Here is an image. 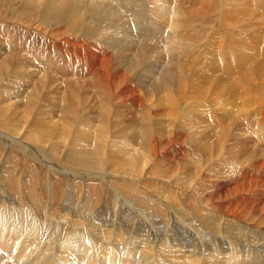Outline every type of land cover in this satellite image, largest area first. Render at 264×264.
I'll use <instances>...</instances> for the list:
<instances>
[{
  "label": "rangeland",
  "instance_id": "obj_1",
  "mask_svg": "<svg viewBox=\"0 0 264 264\" xmlns=\"http://www.w3.org/2000/svg\"><path fill=\"white\" fill-rule=\"evenodd\" d=\"M55 1L54 0L53 1L52 0H0V27L2 26L0 28V61H1L0 62L1 63L0 64V67H1L0 68V81H2L0 82V102H2L0 103V107H1L0 108L1 109L0 111V117H1L0 118V181H1L0 187L5 189L4 193L7 196L9 195V196L15 197L17 200L16 202H18V200L19 202L20 201L26 202V200L32 197L33 198L37 197L38 200H42V203L45 205L41 206L40 213L42 214L41 217L44 220L46 219L48 220V217L50 218L47 212V206H48L49 201H51L52 198L54 199V201L52 202V207L54 206L53 207L54 210L58 212V214H56L57 220H60L61 222L63 221L61 216L66 213L69 214L70 212V213H74V215L75 214L77 215L79 212V207L82 206V204L85 205L86 203H88L89 206L88 208L87 207L86 208L93 212L104 207L108 216H111L113 219L118 218V217L122 219L123 226L127 227L129 235L131 234L130 236H133L132 234L135 232V230L137 229L140 223H142L147 229L157 230L160 233V237H161V238L159 237L160 238L159 245L162 244V239L167 238L169 234L172 235L173 233V235L176 236L179 233L183 234L184 231H187V229L188 231L192 232L193 230L192 228H190L187 221L188 219L190 218L192 219L196 216L197 211L200 210V205H201L207 210L209 211L213 210V213L215 212L214 216L218 218L212 219V220L211 218L209 219L210 222L214 223V225H218V222H220V219H219L220 217L224 219L222 221V224L225 221H229V224H231L230 226L233 227V230H232L231 227H228L229 225H225L224 223L223 226L224 227L226 226L225 228L226 231H222L223 230L222 227H221V230L218 229V231H215L212 227H209V226L205 228L206 230L204 231L215 233L216 236H218V234L221 233L219 234L218 237L219 239L223 237L222 239L225 243H232V241H236V242L238 241L237 243L239 245V248L243 251H246V252L252 251L251 252L252 254H257L258 252V254L256 255V258L258 256L260 259L259 258L257 259H259L264 264V223H260L261 221L264 222V165H263L264 164V134H261L258 131L259 129H264V75H263L264 74V15H263L264 14V0L262 1L261 0H248V1L247 0H241V1L240 0H219V1L218 0H177V1L176 0H139L138 1L137 0L138 3L136 2V0H134V2L137 3L136 4L137 7L134 6L135 3H133V0H120V2L122 1L121 3L118 2L119 0H117V2L116 0H105V1L101 0V2L100 0H96V1L95 0H80V1L71 0V3L69 2L70 0H66L64 1L65 4L63 5H59V3H56ZM59 1L60 0H57V2ZM239 1L242 2L243 4L247 2L248 5H246V3L244 5L242 3L240 4ZM45 2L49 3L50 5L52 4L53 7L52 5L51 6L49 4L47 5V3ZM127 2H129L130 4H127ZM54 3H56L57 6H55ZM250 4L251 6H249ZM238 5L240 6V8L238 7ZM246 6H247V9H249L247 11H246ZM57 7L58 8L61 7L60 8L61 11ZM67 7H68V10L66 9ZM81 7L83 8V10H81ZM161 7H163L165 11L164 10L161 11L163 9ZM178 7L179 9L181 8L180 11H183L182 13L179 12V10L177 9ZM135 8L138 11L135 10ZM259 9L261 10V12ZM105 10H107L108 12ZM139 11H141L142 13ZM202 11L204 12V14ZM254 11H259V13L254 12ZM242 12L244 13L242 14ZM79 13L81 14L78 15ZM138 13L141 15H139ZM72 14L74 15L72 16ZM250 14L252 15L253 18L251 17ZM87 15H89L90 17ZM121 15L124 18H122ZM170 15L172 18H169ZM69 16H71L73 19ZM83 17L84 19L86 17L87 18L84 20ZM247 17H249V19ZM259 18L263 21H261ZM74 19L76 21H74ZM166 19L167 20L173 19V20L172 21L168 20L166 22ZM174 19L175 21L178 22L177 24L174 21ZM129 20L130 21L136 20L135 21L136 23L133 21H132V24L130 22L128 23ZM154 20H156L155 23H154ZM81 21L83 23H81ZM76 22H77V25L74 24ZM119 22L120 24H118ZM45 23H47V25ZM90 23H91V26H90ZM173 23H175L176 26L170 27V24L172 25ZM96 25L98 28H95ZM163 26L164 28H161ZM142 27H144L145 30L142 29ZM146 27L147 28L149 27V28L147 29ZM130 28L133 31L137 30V32L135 31L133 32ZM129 29L131 31H129ZM140 30L142 31L140 32ZM165 30L167 32H165ZM143 31H145L146 33L145 32L143 33ZM148 31L150 32L148 33ZM173 31L175 32V34ZM112 32L114 33V35ZM115 32H118V33H115ZM171 32H173V34H170ZM152 33L154 35H151ZM158 33H160V35H157ZM258 33L260 35H258ZM8 34L9 36H7ZM106 35H108L109 37ZM103 36L104 37L106 36V37L102 38ZM118 37L121 39H119ZM167 37H169V39ZM170 37L173 39H171ZM107 38H109L110 40ZM174 38L175 40L177 39L180 43H181V40L184 42L181 44L182 48H180L181 47L180 43H177L178 42L177 40L176 42L174 41ZM170 41L174 42L173 44L177 43L175 44V47H174L175 49L178 45L180 46V47L178 46L176 49L177 53L176 51L173 52L175 49L173 48L172 42ZM132 43L133 45H131ZM149 43L153 45L154 47L151 46ZM114 45H117V46H114ZM127 45L130 48H128ZM167 45L168 47L169 46L170 47L168 48ZM113 48H114V51H112ZM124 48L125 49L128 48V49L124 51ZM150 50H151V53H150ZM131 51L133 52L137 51L136 56H137V59L139 60L136 59V56L134 55L135 53L133 54V52L131 53ZM139 51L141 52V54L139 53ZM113 52L115 53L113 54ZM148 52L150 53V55ZM123 53H125V55ZM142 54L144 57L142 56ZM255 56H257V58ZM117 57L119 58L117 59ZM131 57L132 59H129ZM155 58L158 60H156ZM166 58L167 60L164 61V59ZM261 59L263 61H261ZM130 61L131 63H129ZM150 61H151L150 63L151 65L149 64ZM233 61H236V62H233ZM134 62L135 63L137 62L138 64L137 63L135 64ZM125 63H128V64H125ZM153 63L154 65H152ZM156 63H157V66H156ZM145 64L150 65V66H146ZM162 64L164 66H162ZM173 64H176V65L174 66ZM227 64L229 67L227 66ZM102 65H103V68H102ZM107 65H109V68ZM97 66L98 67L101 66V67L98 68ZM105 66H107V68L111 71H109ZM153 66H154V69H153ZM181 66H184V67H181ZM100 68H102L101 71H100ZM131 68H134V69H131ZM146 68L147 69L150 68V69L147 70ZM106 69L107 71H105ZM112 69L115 70L116 72H114ZM144 69L147 71H144ZM151 69H152V72H151ZM46 70H48L49 72ZM22 71L23 73H21ZM144 72L145 73L147 72V74H145ZM172 72L174 73V75ZM154 73L156 75L158 74L157 75L158 79H156V76ZM87 74L89 77L87 76ZM122 74H123V78H122ZM92 75L94 76L93 79H92L93 77ZM151 75L153 79H151L152 77L150 78ZM252 75L255 76L256 78L253 77ZM115 76L117 78L119 77L118 80L117 78H115ZM50 78H53V80L52 79L50 80ZM67 79H71V80H67ZM101 79L106 81V84ZM122 79H123L122 81L123 83L121 82ZM143 79L145 80L147 79V80L145 82L143 81V83L140 82ZM57 80L60 81L59 84L58 82H54ZM82 80L84 81L82 82ZM151 80L153 81V83ZM64 82L69 83V85ZM154 82H155V85H154ZM55 84L56 85L58 84V85L56 86ZM166 84L168 86H166ZM208 84L211 85L212 87L209 86ZM116 85L117 86L119 85L121 88L119 86L117 87ZM1 86L3 89L1 88ZM98 86L100 87L98 88ZM145 86L148 89H145ZM152 86H153V89L151 88ZM198 86L202 88L200 89ZM208 87H211V88H208ZM92 88L94 89V92L92 91L93 90ZM197 88L200 89V91L196 90ZM34 89H35V92H34ZM88 89H91V90H88ZM99 89L101 92L99 91ZM106 89L108 91L112 90V91H109V92H112V94L109 93L110 94L109 95L108 93H105L107 91ZM190 89H193L195 91L194 92L193 90L190 91ZM234 90H236V92ZM131 92H134V94L133 93H132L133 95L130 94ZM232 92L234 93L232 94ZM59 93L61 95H59ZM114 93H116V95ZM104 94L106 95L104 96ZM176 94L177 96H175ZM28 95L29 96L31 95V97H29ZM64 95L67 97H65ZM71 95L73 96V101L72 99L71 100L68 99L69 97L72 98ZM197 95L198 97H200L199 99ZM108 96H110V98H107ZM112 96L113 97L115 96V97L113 98ZM195 96L197 98H194ZM84 97H85V100H84ZM172 97H173V100H172ZM74 99H77V101ZM136 99H139V100H136ZM83 100L84 102H82ZM4 101L5 103L8 102L6 106H5V103H3ZM102 101L104 102L106 101L105 102L106 104L103 103ZM9 102L15 105L10 104L11 106H9ZM70 102L74 104L71 103V106H70ZM35 103H37V105H35ZM66 103H68V105H65ZM115 104L116 106H114ZM145 104H147V106ZM88 105H90L91 107H89ZM16 107L19 109H17ZM71 107H73L72 110H69L71 109ZM41 108H43V111H41L42 110ZM86 108H88L89 111ZM104 109L106 110L104 111ZM13 111L15 112L14 114H13ZM5 112L6 113L8 112L10 114L7 113L8 114L7 115ZM105 112L107 113V115L100 114V113H105ZM142 114H144L143 120L145 119L147 120V121L145 120L146 123L145 121L141 119V117L143 116ZM148 114L150 115L147 116ZM19 116H21L22 118ZM25 116H28V117H25ZM102 116H105L106 121L104 120V118H102ZM84 118H85V121H81V120H84ZM57 119L59 120L57 121ZM149 119L150 121H148ZM9 121L11 124L8 123ZM71 121L75 122V124ZM81 122L83 123V126H80ZM112 122H114L115 124L113 125ZM201 122H204V123H201ZM97 123L98 124L101 123V125H98ZM29 124L31 125L32 128L30 127ZM104 124H106V127ZM107 124L110 125V127H108ZM64 125L67 127H65ZM68 125L70 126L73 125V127H70ZM94 125H96L97 127H94ZM144 125L145 126L147 125L146 127H151V128H149L148 130L146 127H144ZM1 126H2V130H1ZM10 126L13 128H11ZM33 126L36 128V129L34 128L35 131L32 130ZM84 126L87 128V131ZM101 126L103 127L101 128ZM114 126L118 129L114 128ZM218 127H219V130H218ZM41 128L44 129V132ZM88 128H90V131L88 130ZM100 128L104 130V134L102 135L103 138L101 136H99L100 138L99 137L97 138L98 135H96L95 137V134H94L95 131L97 132V130H101ZM113 128L117 131L118 130L120 131H118L117 133V131L115 132ZM222 128L224 131L221 130ZM40 129L42 131H40ZM138 130L141 135L138 133ZM150 131L153 133L151 134ZM156 131L159 133V135L156 134L157 133ZM32 132H35L33 134L35 135V137H39L40 141L37 142V139L34 136H32L33 135ZM217 132H220L221 134ZM42 133L44 135L46 134L48 137L46 135L44 136ZM6 135L8 137H6ZM29 135L31 136V138L32 137L33 138L31 139ZM65 135L67 136L69 135L68 136L69 138ZM113 135L116 137H114ZM153 135L154 137H156L155 140H154V137L152 140L151 136ZM195 135L197 136L194 137ZM223 135H225L227 138L225 136L224 138ZM58 136H61V137H58ZM82 136H85V138ZM204 136L206 139L204 138ZM18 137H22L24 140L27 139L28 137L30 140H35L33 144L32 142H30V144H32L35 147L36 145L37 147L39 146L40 148L38 147V149L43 151L45 155L47 154V156L45 157H47V160H49V162L48 161L44 162L43 160H40L39 158L36 159V157L30 156L28 153H26L20 146L16 144ZM93 137L95 138V140ZM210 137L212 138L210 139ZM235 137L239 138V140L236 139ZM74 138H78V139L83 138L82 140L84 139L85 140L82 141L81 139H79L80 140V143H79L77 139L76 140L77 143H76ZM104 138H107V141ZM110 138H113L112 139L113 141ZM222 138L224 139L223 141H222ZM149 139L150 141H148ZM229 139H231L232 141ZM109 140H111L112 142H110ZM126 140L129 141L130 145L132 146H130L128 142H126ZM49 141L50 143H48ZM93 141H95V143ZM108 141L111 144L115 142L116 143L111 145ZM101 142L103 145L101 144ZM125 142L127 144H125ZM219 142L221 143V145ZM81 143L84 145L81 146ZM106 143L107 144L109 143L108 146ZM123 143L125 144V147L128 145L127 147L129 148L128 151L131 148V150L129 151V154H126V155L122 154L121 150H123L122 148L124 147ZM133 144H136V145H133ZM211 144H213L212 147H211ZM216 144L218 145V147ZM78 145H80V147ZM109 145H111L112 147ZM114 145L116 146L114 147ZM157 145L158 147H156ZM219 146L221 148H219ZM260 146H262V148ZM125 147H124V150H127V148L125 149ZM235 147H236V150H235ZM71 148L73 149V151H71ZM113 148L116 150H114ZM225 149H227V151ZM74 150L75 151L78 150V151L75 152ZM119 150L121 153H119ZM149 150L151 152L152 151L154 152L151 153ZM157 151L160 153H158ZM207 151H209L211 154L207 153ZM91 153L93 154L95 153V154L91 155ZM96 154H99V155H96ZM206 155L208 158L206 157ZM93 156L96 158L98 157V158L97 159L93 158ZM142 156H145L147 158H144ZM123 157H126L127 159ZM140 157L142 160L140 159ZM210 157H212V159ZM113 158H116V159H113ZM145 160L146 161L151 160V162L147 163ZM83 162L86 164H84ZM122 163L123 165L125 164L126 167L123 166ZM146 163L149 164L150 166L147 165ZM130 164L132 166H130ZM198 164H200L201 166ZM58 165H60L59 168H58ZM131 167L133 168L131 169ZM190 167H192L193 169ZM177 168H179L180 170ZM165 170L167 171L165 172ZM175 170H178V172ZM72 171L73 172L76 171V173L75 172L73 173ZM161 173L163 175L159 176ZM189 173L190 175L191 174L193 175L191 176L192 178L190 177ZM193 177L195 178L193 179ZM187 178L189 182L187 181ZM9 184L10 185L12 184V185L10 186ZM13 185H14V188L12 187ZM132 197L133 199H131ZM201 197H202V201L200 199ZM206 198L207 200L208 199L210 200L205 201ZM129 199L130 201L128 202ZM196 203L198 206L195 205ZM198 203H201V204H198ZM173 204L177 206L175 207L173 206ZM214 205H216V207ZM178 207L179 209H177ZM152 210L153 212H151ZM175 210L178 212H176ZM76 215L75 217L77 218ZM242 215L243 217H241ZM173 217L177 218V223L171 225V221L173 220ZM70 222H72L71 225L73 226L74 221L70 219ZM64 224H65V220H64ZM247 227L249 228L247 229ZM227 230H230L233 233H231L230 231L228 232ZM242 230H245V231H242ZM252 232L254 234H252ZM225 233L227 234V237H224L226 236L224 235ZM245 234H246V237H244ZM250 234L254 236L251 237ZM228 237H230L229 238L230 241L225 240ZM231 238L233 239L232 241H231ZM212 239L209 241H212L211 243H214V240ZM212 247L214 248L215 245H213ZM247 247L248 248L250 247V248L248 249ZM139 249H142V248L139 247ZM242 258L244 257L242 256ZM173 261L174 262L177 261V263H179L181 262V259L178 260V258H175V257L173 258L171 256V258H166L165 262H168V263L172 262L171 264H174Z\"/></svg>",
  "mask_w": 264,
  "mask_h": 264
},
{
  "label": "bare ground",
  "instance_id": "obj_2",
  "mask_svg": "<svg viewBox=\"0 0 264 264\" xmlns=\"http://www.w3.org/2000/svg\"><path fill=\"white\" fill-rule=\"evenodd\" d=\"M53 1V0H52ZM55 1V0H54ZM64 1H66V0H60L59 2H57V0L55 1L56 3H59V5H63V4H65V2ZM80 1V0H79ZM96 1V0H95ZM103 1V0H102ZM105 1V0H104ZM139 1V0H138ZM138 1L136 0V2L138 3ZM177 1V0H176ZM219 1V0H218ZM241 1V0H240ZM239 1V2H240ZM248 1V0H247ZM262 1V0H261ZM51 2V1H50ZM70 3H71V0L69 1ZM100 2H101V0H100ZM116 2H117V0H116ZM118 2H120V0L118 1ZM122 2V1H121ZM120 2V3H121ZM141 2V1H140ZM155 2V1H154ZM171 2V1H170ZM174 2V1H173ZM173 2H172V4H173ZM210 2V1H209ZM230 2V1H229ZM30 3V2H29ZM35 3V2H34ZM39 3V2H38ZM45 3H47V2H45ZM56 3H54V5L55 6H57L56 5ZM97 3V2H96ZM106 3V2H105ZM108 3V2H107ZM111 3V2H110ZM120 3H119V5H120ZM133 3H135L134 2V0H133ZM137 3H135V5L134 4H132V5H134V6H136L137 7ZM143 3H145V2H143ZM175 3V2H174ZM231 3H232V1H231ZM242 2H240V4H241ZM246 3V5H248L247 4V2H245ZM244 3V4H245ZM28 4V3H27ZM49 3H47V5H48ZM82 4V3H81ZM89 4V3H88ZM100 4V3H99ZM127 4H130L129 2H127ZM141 4V3H140ZM155 4V3H154ZM160 4V3H159ZM171 4V5H172ZM205 4V3H204ZM235 4V3H234ZM243 4V3H242ZM243 4V5H244ZM34 5V4H33ZM37 5V4H36ZM50 5V4H49ZM52 5V4H51ZM50 5V6H51ZM87 5V4H86ZM115 5H116V3H115ZM118 5V4H117ZM132 5H130V6H132ZM145 5H147V4H145ZM148 5H149V3H148ZM207 5V4H206ZM230 5V4H229ZM40 6V5H39ZM44 6V5H43ZM97 6V5H96ZM124 6V5H123ZM163 6H165V5H163ZM174 6V5H173ZM200 6V5H199ZM208 6V5H207ZM213 6V5H212ZM234 6V5H233ZM242 6V5H241ZM249 6H251V4L249 5ZM38 7V6H37ZM42 7V6H41ZM52 7H53V5H52ZM51 7V8H52ZM62 7V6H61ZM60 7V8H61ZM66 7V6H65ZM76 7V6H75ZM74 7V8H75ZM119 7V6H118ZM122 7V6H121ZM128 7V6H127ZM149 7H150V5H149ZM153 7V6H152ZM183 7V6H182ZM238 7L240 8V6L238 5ZM259 7V6H258ZM58 8V7H57ZM60 8H58V9H60ZM70 8V7H69ZM71 8H72V6H71ZM78 8H79V6H78ZM85 8V7H84ZM106 8V7H105ZM125 8V7H124ZM129 8V7H128ZM139 8V7H138ZM141 8V7H140ZM145 8H147V7H145ZM154 8H156V7H154ZM153 8V9H154ZM160 8V7H159ZM161 8H163V7H161ZM172 8V7H171ZM175 8V7H174ZM198 8V7H197ZM209 8V7H208ZM213 8V7H212ZM237 8V7H236ZM23 9V8H22ZM67 10H68V7L66 8ZM96 9V8H95ZM178 10H179V12H183V11H180V9H179V7L177 8ZM176 9V10H177ZM189 9V8H188ZM191 9V8H190ZM254 9V8H253ZM21 10V9H20ZM25 10V9H24ZM24 10H23V12H24ZM41 10V9H40ZM45 10H46V8H45ZM54 10V9H53ZM65 10V9H64ZM74 10H76V9H74ZM73 10V11H74ZM81 10H83V8L81 7ZM80 10V11H81ZM85 10V9H84ZM135 10H137L136 8H135ZM142 10V9H141ZM147 10V9H146ZM151 10V9H150ZM165 11V9L163 8L161 11ZM167 10V9H166ZM176 10H174V11H176ZM177 10V11H178ZM183 10V9H182ZM201 10V9H200ZM203 10V9H202ZM212 10H214V9H212ZM231 10V9H230ZM243 10V9H242ZM247 10H249V9H247V6H246V11ZM257 10V9H256ZM260 10V9H259ZM60 11H61V9H60ZM79 11V10H78ZM103 11V10H102ZM105 11H107V10H105ZM109 11H110V9H109ZM138 11V10H137ZM148 11V10H147ZM190 11H192V10H190ZM195 11V10H194ZM244 11H245V9H244ZM253 11V10H252ZM28 12V11H27ZM72 12V11H71ZM86 12V11H85ZM93 12V11H92ZM108 12V11H107ZM106 12V13H107ZM117 12V11H116ZM115 12V13H116ZM128 12H129V10H128ZM127 12V13H128ZM139 12H141V11H139ZM149 12V11H148ZM203 12V11H202ZM254 12H258L259 13V11H254ZM260 12H261V10H260ZM64 13V12H63ZM94 13H96V12H94ZM111 13V12H110ZM120 13H122V12H120ZM142 13V12H141ZM145 13V12H144ZM151 13V12H150ZM172 13H173V11H172ZM200 13V12H199ZM244 12H242V14H243ZM81 13H79L78 15H80ZM87 14V13H86ZM104 14V13H103ZM108 14V13H107ZM137 14V13H136ZM139 14V13H138ZM154 14V13H153ZM152 14V15H153ZM156 14H157V12H156ZM170 14V13H169ZM180 14V13H179ZM185 14V13H184ZM187 14V13H186ZM203 14H204V12H203ZM257 14V13H256ZM43 15V14H42ZM74 14H72V16H73ZM77 15V14H76ZM131 15H133V14H131ZM139 15H141V14H139ZM152 15H150V16H152ZM164 15V14H163ZM194 15H195V13H194ZM198 15V14H197ZM224 15V14H223ZM251 15V14H250ZM264 15V14H263ZM63 16V15H62ZM61 16V17H62ZM82 16V15H81ZM87 16H89V15H87ZM136 16V15H135ZM134 16V17H135ZM175 16V15H174ZM177 16H178V14H177ZM210 16V15H209ZM242 16H244V15H242ZM248 16V15H247ZM262 16V15H261ZM42 17V16H41ZM58 17V16H57ZM64 17V16H63ZM69 17H71V16H69ZM77 17V16H76ZM80 17V16H79ZM90 17V16H89ZM104 17V16H103ZM121 17H122V15H121ZM143 17H144V15H143ZM146 17V16H145ZM161 17V16H160ZM164 17V16H163ZM169 17V16H168ZM176 17V16H175ZM174 17V18H175ZM182 17V16H181ZM208 17V16H207ZM226 17V16H225ZM236 17V16H235ZM251 17H252V15H251ZM259 17V16H258ZM72 18V17H71ZM87 18V17H86ZM85 18V19H86ZM111 18V17H110ZM122 18H124V17H122ZM131 18V17H130ZM129 18V19H130ZM139 18V17H138ZM147 18H149V17H147ZM150 18H152V17H150ZM154 18V17H153ZM157 18V17H156ZM169 18H172L171 17V15H170V17ZM179 18V17H178ZM177 18V19H178ZM184 18V17H183ZM244 18V17H243ZM246 18V17H245ZM248 19H249V17H247ZM253 18V17H252ZM46 19V18H45ZM59 19H61V18H59ZM73 19V18H72ZM77 19V18H76ZM82 19V18H81ZM83 19H84V17H83ZM84 19V20H85ZM101 19V18H100ZM105 19V18H104ZM107 19H108V17H107ZM242 19V18H241ZM260 19V18H259ZM67 20V19H66ZM80 20V19H79ZM83 20V21H84ZM97 20V19H96ZM99 20V19H98ZM146 20V19H145ZM161 20V19H160ZM164 20H165V18H164ZM169 20V19H168ZM167 19H166V22L168 21ZM173 20V19H172ZM172 20H169V21H172ZM245 20V19H244ZM254 20V19H253ZM261 20V19H260ZM46 21V20H45ZM44 21V22H45ZM74 21H76L75 19H74ZM73 21V22H74ZM95 21V20H94ZM119 21V20H118ZM126 21V20H125ZM133 21V20H132ZM132 21H128V23L130 22L131 24H132ZM136 21V20H135ZM135 21H133V22H135ZM148 21V20H147ZM155 21L156 20H154V23H155ZM174 21H175V19H174ZM180 21V20H179ZM182 21V20H181ZM261 21H263V20H261ZM43 22V23H44ZM47 22V21H46ZM70 22V21H69ZM72 22V21H71ZM96 22V21H95ZM127 22V21H126ZM141 22V21H140ZM150 22V21H149ZM158 22H160V21H158ZM164 22V21H163ZM176 22V24L178 23L177 21H175ZM259 22V21H258ZM40 23V22H39ZM43 23H41V24H43ZM81 23H83L82 21H81ZM86 23V22H85ZM98 23V22H97ZM105 23V22H104ZM122 23H123V21H122ZM136 23V22H135ZM147 23V22H146ZM151 23V22H150ZM172 23V22H171ZM226 23V22H225ZM46 25H47V23H45ZM74 24H76L77 25V22L76 23H74ZM78 24H80V23H78ZM89 24V23H88ZM114 24V23H113ZM112 24V25H113ZM118 24H120V22L118 23ZM141 24V23H140ZM148 24V23H147ZM157 24V23H156ZM155 24V25H156ZM160 24V23H159ZM176 24L175 23H173L172 25L170 24V27L172 26H176ZM181 24V23H180ZM40 25V24H39ZM38 25V26H39ZM82 25V24H81ZM98 25V24H97ZM97 25H96V27L95 28H98L97 27ZM100 25H101V23H100ZM111 25V24H110ZM126 25V24H125ZM153 25V24H152ZM161 25V24H160ZM168 25V24H167ZM191 25V24H190ZM260 25V24H259ZM90 26H91V23H90ZM120 26V25H119ZM123 26H124V24H123ZM131 26V25H130ZM135 26V25H134ZM139 26V25H138ZM138 26H137V28H138ZM142 26H144V25H142ZM146 26V25H145ZM158 26V25H157ZM182 26V25H181ZM185 26V25H184ZM2 27V26H1ZM0 27V28H1ZM56 27V26H55ZM117 27V26H116ZM125 27H127V26H125ZM129 27V26H128ZM150 27V26H149ZM148 27V28H149ZM152 27V26H151ZM169 27V26H168ZM178 27V26H177ZM69 28V27H68ZM81 28V27H80ZM89 28V27H88ZM93 28V27H92ZM101 28V27H100ZM118 28V27H117ZM123 28V27H122ZM147 28V27H146ZM147 28V29H148ZM161 28H164V26L163 27H161ZM4 29V28H3ZM84 29V28H83ZM86 29V28H85ZM121 29V28H120ZM125 29V28H124ZM131 29V28H130ZM129 29V31H131ZM134 29V28H133ZM142 29H144V27H142ZM170 29V28H169ZM5 30V29H4ZM10 30V29H9ZM70 30V29H69ZM77 30V29H76ZM96 30V29H95ZM98 30V29H97ZM110 30V29H109ZM111 30H112V28H111ZM114 30H116V29H114ZM145 30V29H144ZM155 30V29H154ZM171 30V29H170ZM173 30H174V28H173ZM176 30H178V29H176ZM182 30V29H181ZM6 31V30H5ZM11 31V30H10ZM51 31V30H50ZM92 31V30H91ZM93 31H94V29H93ZM100 31V30H99ZM104 31V30H103ZM118 31V30H117ZM133 31V30H132ZM135 31V30H134ZM133 31V32H134ZM142 30H140V32H141ZM156 31H157V29H156ZM163 31V30H162ZM62 32V31H61ZM87 32V31H86ZM97 32V31H96ZM110 32V31H109ZM114 32V31H113ZM112 32V33H113ZM127 32V31H126ZM135 32H137V30L135 31ZM145 31H143V33H144ZM150 31H148V33H149ZM159 32V31H158ZM165 32H167L166 30H165ZM174 32V31H173ZM173 32H171L170 34H173ZM177 32V31H176ZM65 33V32H64ZM74 33V32H73ZM80 33V32H79ZM101 33V32H100ZM104 33V32H103ZM115 33H118V32H115ZM123 33V32H122ZM121 33V34H122ZM129 33H131V32H129ZM138 33H139V31H138ZM146 33V32H145ZM154 33V32H153ZM151 34V35H154V34ZM156 33V32H155ZM161 33V32H160ZM160 33H158L157 35H160ZM62 34V33H61ZM71 34H72V32H71ZM70 34V35H71ZM78 34V33H77ZM92 34V33H91ZM93 34H94V32H93ZM98 34H99V32H98ZM135 34V33H134ZM133 34V35H134ZM165 34V33H164ZM168 34V33H167ZM169 34V35H170ZM174 34H175V32H174ZM4 35H6V34H4ZM102 35V34H101ZM113 35H114V33H113ZM149 35V34H148ZM258 35H260L259 33H258ZM7 36H9V34L7 35ZM13 36V35H12ZM73 36V35H72ZM75 36H77V35H75ZM91 36V35H90ZM95 36V35H94ZM99 36H100V34H99ZM106 36H108V35H106ZM105 36V37H106ZM124 36V35H123ZM166 36V35H165ZM263 36V35H262ZM86 37V36H85ZM104 36L102 37V38H105ZM109 37V36H108ZM121 37V36H120ZM132 37V36H131ZM142 37V36H141ZM150 37V36H149ZM151 37H153V36H151ZM164 37V36H163ZM162 37V38H163ZM171 37H173V36H171ZM170 37V38H171ZM182 37V36H181ZM185 37V36H184ZM253 37V36H252ZM10 38V37H9ZM96 38V37H95ZM119 38V37H118ZM124 38V37H123ZM156 38V37H155ZM161 38V39H162ZM168 39H169V37H167ZM166 38V39H167ZM179 38V37H178ZM186 38H187V36H186ZM239 38V37H238ZM11 39V38H10ZM91 39V38H90ZM98 39H100V38H98ZM107 39H109V38H107ZM106 39V40H107ZM119 39H121V38H119ZM166 39H164V40H166ZM171 39H173V38H171ZM182 39V38H181ZM183 39H185V38H183ZM259 39V38H258ZM8 40V39H7ZM92 40V39H91ZM110 40V39H109ZM132 40V39H131ZM139 40V39H138ZM157 40V39H156ZM177 40V39H176ZM176 40H175V38H174V41L176 42ZM159 41V40H158ZM168 41V40H167ZM173 41V40H172ZM172 41H170V42H172ZM178 41V40H177ZM184 41H186V40H184ZM248 41V40H247ZM104 42V41H103ZM114 42V41H113ZM129 42V41H128ZM138 42V41H137ZM16 43H17V41H16ZM117 43V42H116ZM139 43V42H138ZM162 43V42H161ZM168 43V42H167ZM174 42H172V45H173V48L175 47V44H177V43H180L179 41L177 42V43H175V44H173ZM182 43H184L182 40H181V43H180V46H181V44ZM191 43V42H190ZM255 43V42H254ZM85 44V43H84ZM120 44V43H119ZM130 44V43H129ZM150 44V43H149ZM170 44V43H169ZM168 44V45H169ZM126 45V44H125ZM131 45H133V43L131 44ZM136 45V44H135ZM151 45V44H150ZM168 45H167V47H168ZM261 45V44H260ZM114 46H117V45H114ZM128 46V45H127ZM137 46V45H136ZM136 46H135V48H136ZM151 46H153V45H151ZM179 46V45H178ZM177 46V47H178ZM179 46V47H180ZM31 47V46H30ZM108 47H109V45H108ZM112 47V46H111ZM119 47V46H118ZM139 47V46H138ZM138 47H137V49H138ZM154 47V46H153ZM170 47V46H169ZM168 47V48H169ZM177 47H176V49H177ZM185 47H187V46H185ZM25 48V47H24ZM121 48V47H120ZM128 48H130L129 46H128ZM128 48H126V49H128ZM172 48V49H173ZM180 48H182V46L180 47ZM115 49H116V47H115ZM126 49L124 48V51H126ZM131 49H132V47H131ZM134 49V48H133ZM140 49V48H139ZM143 49V48H142ZM146 49V48H145ZM175 49V48H174ZM174 50L173 52H175L176 51V53H177V50ZM135 50V49H134ZM158 50H159V48H158ZM181 50V49H180ZM112 51H114V48H113V50ZM149 51V50H148ZM166 51V50H165ZM170 51V50H169ZM178 51H179V49H178ZM133 51H131V53H132ZM143 52V51H142ZM115 52H113V54H114ZM135 53V54H134ZM137 51L136 52H133V54L136 56L137 54ZM139 53L141 54V52L139 51ZM138 53V54H139ZM147 53V52H146ZM149 53V52H148ZM150 53H151V50H150ZM150 53H149V55H150ZM180 53V52H179ZM259 53V52H258ZM124 55H125V53H123ZM163 54V53H162ZM161 54V55H162ZM13 55V54H12ZM128 55V54H127ZM145 55H147V54H145ZM175 55V54H174ZM7 56V55H6ZM11 56V55H10ZM132 56V55H131ZM142 56H143V54H142ZM160 56V55H159ZM163 56V55H162ZM180 56V55H179ZM9 57V56H8ZM7 57V58H8ZM17 57V56H16ZM20 57H22V56H20ZM144 57V56H143ZM153 57V56H152ZM156 57V56H155ZM165 57V56H164ZM256 58H257V56H255ZM11 58V57H10ZM19 58V57H18ZM25 58V57H24ZM116 58V57H115ZM119 57H117V59H118ZM139 58V57H138ZM160 58V57H159ZM231 58V57H230ZM240 58V57H239ZM243 58V57H242ZM253 58H254V56H253ZM28 59V58H27ZM121 59H123V58H121ZM129 59H132V57L131 58H129ZM136 59H137V56H136ZM156 59V58H155ZM48 60V59H47ZM46 60V61H47ZM102 60V59H101ZM105 60V59H104ZM115 60V59H114ZM113 60V61H114ZM120 60V59H119ZM137 60H139V59H137ZM156 60H158V59H156ZM165 60H167V58L166 59H164V61ZM170 60V59H169ZM260 60V59H259ZM103 61V60H102ZM121 61H123V60H121ZM129 61V60H128ZM132 61V60H131ZM131 61L129 62V63H131ZM134 61V60H133ZM256 61V60H255ZM261 61H263L262 59H261ZM1 62V61H0ZM7 62H8V60H7ZM14 62V61H13ZM22 62V61H21ZM106 62H107V60H106ZM126 62V61H125ZM141 62V61H140ZM155 62V61H154ZM176 62V61H175ZM233 62H236V61H233ZM48 63H50V62H48ZM121 63V62H120ZM135 63V62H134ZM137 63V62H136ZM135 63V64H136ZM151 63V61L149 62V64ZM165 63V62H164ZM172 63V62H171ZM185 63V62H184ZM227 63V62H226ZM263 63V62H262ZM1 64V63H0ZM8 64H10V63H8ZM101 64V63H100ZM113 64V63H112ZM125 64H128V63H125ZM138 64V63H137ZM167 64V63H166ZM187 64H188V62H187ZM239 64V63H238ZM5 65V64H4ZM104 65V64H103ZM103 65H102V68H103ZM122 65V64H121ZM146 65V64H145ZM144 65V66H145ZM151 65V64H150ZM150 65H146V66H150ZM152 65H154V63L152 64ZM161 65V64H160ZM174 66L176 65V64H173ZM178 65V64H177ZM240 65V64H239ZM108 66V68H109V65H107ZM107 66H105L106 68H107ZM123 66H124V64H123ZM128 66V65H127ZM126 66V67H127ZM156 66H157V63H156ZM162 66H164L163 64H162ZM169 66V65H168ZM225 66H226V64H225ZM227 66H228V64H227ZM98 67V66H97ZM99 67H101V66H99ZM98 67V68H99ZM119 67V66H118ZM181 67H184V66H181ZM212 67V66H211ZM229 67V66H228ZM1 68V67H0ZM11 68V67H10ZM16 68V67H15ZM15 68H13V69H15ZM24 68V67H23ZM48 68V67H47ZM66 68V67H65ZM102 68H100V71H101V69ZM107 68V69H108ZM110 68H112V67H110ZM125 68V67H124ZM144 68V67H143ZM152 68V67H151ZM157 68V67H156ZM164 68V67H163ZM178 68V67H177ZM180 68V67H179ZM243 68V67H242ZM44 69V68H43ZM105 69V68H104ZM107 69L105 70V71H107ZM131 69H134V68H131ZM147 69V68H146ZM148 69H150V68H148ZM147 69V70H148ZM153 69H154V66H153ZM160 69V68H159ZM21 70H22V68H21ZM97 70V69H96ZM109 70V69H108ZM113 70V69H112ZM119 70V69H118ZM117 70V71H118ZM147 70H145L144 69V71H147ZM177 70H179V69H177ZM187 70H188V68H187ZM13 71H15V70H13ZM43 71V70H42ZM46 71H48V70H46ZM59 71V70H58ZM109 71H111V70H109ZM114 72H116L115 70H113ZM122 71V70H121ZM143 71V70H142ZM154 71V70H153ZM174 71V70H173ZM199 71V70H198ZM234 71V70H233ZM49 72V71H48ZM52 72V71H51ZM129 72H131V71H129ZM151 72H152V69H151ZM192 72V71H191ZM195 72V71H194ZM2 73V72H1ZM4 73V72H3ZM10 73V72H9ZM13 73V72H12ZM21 73H23V71L21 72ZM73 73V72H72ZM82 73V72H81ZM108 73V72H107ZM107 73H105V74H107ZM112 73V72H111ZM121 73V72H120ZM134 73V72H133ZM145 73V72H144ZM144 73H142V74H144ZM169 73V72H168ZM173 73V72H172ZM202 73V72H201ZM232 73V72H231ZM234 73V72H233ZM250 73V72H249ZM45 74H46V72H45ZM51 74V73H50ZM54 74V73H53ZM105 74H103V75H105ZM137 74H139V73H137ZM141 74V73H140ZM145 74H147V72L145 73ZM149 74V73H148ZM155 74V73H154ZM159 74H161V73H159ZM166 74V73H165ZM203 74V73H202ZM248 74V73H247ZM246 74V75H247ZM33 75V74H32ZM37 75V74H36ZM71 75V74H70ZM74 75V74H73ZM75 75H77V74H75ZM81 75H83V74H81ZM109 75H110V73H109ZM150 75V74H149ZM158 75V74H157ZM157 75L155 74V76H156V79H158V77H157ZM173 75H174V73H173ZM197 75V74H196ZM204 75V74H203ZM257 75H258V73H257ZM264 75V74H263ZM31 76V75H30ZM46 76V75H45ZM53 76V75H52ZM87 76H88V74H87ZM93 76V75H92ZM102 76V75H101ZM143 76V75H142ZM141 76V77H142ZM206 76V75H205ZM214 76H215V74H214ZM242 76V75H241ZM253 76V75H252ZM74 77H76V76H74ZM89 77V76H88ZM98 77V76H97ZM105 77V76H104ZM108 77V76H107ZM114 77V76H113ZM124 77H126V76H124ZM144 77V76H143ZM152 77V75L150 76V78ZM181 77V76H180ZM210 77V76H209ZM218 77H219V75H218ZM243 77V76H242ZM253 77H255V76H253ZM2 78V77H1ZM16 78V77H15ZM22 78V77H21ZM20 78V79H21ZM33 78V77H32ZM47 78V77H46ZM82 78V77H81ZM91 78V77H90ZM94 78V76L92 77V79ZM96 78V77H95ZM106 78V77H105ZM109 78H110V76H109ZM112 78V77H111ZM115 78H117L116 76H115ZM119 78V77H118ZM118 78H117V80H118ZM122 78H123V74H122ZM224 78V77H223ZM229 78V77H228ZM227 78V79H228ZM256 78V77H255ZM12 79V78H11ZM18 79V78H17ZM53 80V78H50V80ZM91 79V80H92ZM100 79V78H99ZM137 79H138V77H137ZM151 79H153V77L151 78ZM203 79H204V77H203ZM236 79V78H235ZM234 79V80H235ZM241 79V78H240ZM250 79H252V78H250ZM60 80V79H59ZM59 80H57V81H54V82H58V84H59ZM64 80V79H63ZM67 80H71V79H67ZM72 80H74V79H72ZM77 80V79H76ZM101 80H103V79H101ZM147 80V79H146ZM145 79H143L142 81H140V82H142L143 83V81L145 82L146 81ZM209 80H211V79H209ZM42 81H43V79H42ZM66 81V80H65ZM81 81V80H80ZM84 80H82V82H83ZM95 81H96V79H95ZM104 81V80H103ZM107 81H109V80H107ZM123 81V79L121 80V82ZM152 81V80H151ZM155 81V80H154ZM174 81V80H173ZM179 81V80H178ZM199 81V80H198ZM217 81H219V80H217ZM262 81V80H261ZM0 82H2V81H0ZM36 82V81H35ZM46 82V81H45ZM68 82V81H67ZM67 82H64V83H67ZM76 82V81H75ZM98 82H100V81H98ZM105 82V84H106V81H104ZM118 82V81H117ZM158 82V81H157ZM181 82V81H180ZM214 82V81H213ZM71 83V82H70ZM91 83H93V82H91ZM90 83V84H91ZM97 83V82H96ZM95 83V84H96ZM108 83V82H107ZM123 83V82H122ZM142 83H141V85H142ZM150 83V82H149ZM149 83H147V84H149ZM152 83H153V81H152ZM176 83V82H175ZM193 83V82H192ZM196 83V82H195ZM10 84V83H9ZM8 84V85H9ZM43 84V83H42ZM57 84V85H58ZM68 85H69V83H67ZM75 84V83H74ZM77 84V83H76ZM99 84V83H98ZM102 84V83H101ZM104 84V85H105ZM121 84V83H120ZM206 84V83H205ZM209 84H210V82H209ZM208 84V85H209ZM214 84V83H213ZM256 84V83H255ZM39 85V84H38ZM56 85V84H55ZM54 85V86H55ZM56 85V86H57ZM87 85V84H86ZM111 85V84H110ZM154 85H155V82H154ZM172 85H174V84H172ZM208 85H206V86H208ZM223 85V84H222ZM228 85V84H227ZM4 86V85H3ZM7 86V85H6ZM29 86V85H28ZM30 86H31V84H30ZM61 86V85H60ZM103 86V85H102ZM117 86V85H116ZM119 86V85H118ZM117 86V87H118ZM144 86V85H143ZM165 86V85H164ZM166 86H168L167 84H166ZM209 86H211V85H209ZM214 86V85H213ZM37 87V86H36ZM39 87V86H38ZM41 87V86H40ZM78 87V86H77ZM82 87H84V86H82ZM97 87V86H96ZM95 87V88H96ZM100 86H98V88H99ZM105 87V86H104ZM104 87H103V89H104ZM110 87V86H109ZM113 87V86H112ZM116 87V88H117ZM120 87V86H119ZM160 87V86H159ZM189 87V86H188ZM196 87V86H195ZM199 87V86H198ZM212 87V86H211ZM211 87H208V88H211ZM244 87V86H243ZM1 88H2V86H1ZM29 88V87H28ZM44 88V87H43ZM58 88H59V86H58ZM63 88V87H62ZM79 88V87H78ZM111 88V87H110ZM121 88V87H120ZM152 89H153V86L151 87ZM171 88V87H170ZM190 88V87H189ZM200 88V87H199ZM202 88V87H201ZM200 88V89H201ZM3 89V88H2ZM17 89V88H16ZM38 89H40V88H38ZM55 89V88H54ZM60 89H61V87H60ZM87 89V88H86ZM93 89V88H92ZM103 89H101V90H103ZM114 89V88H113ZM145 89H148V88H146V86H145ZM168 89V88H167ZM181 89V88H180ZM193 89H195V88H193ZM193 89H190V91H192ZM200 89H196V90H199L200 91ZM37 90V89H36ZM56 90V89H55ZM76 90H78V89H76ZM81 90V89H80ZM88 90H91V89H88ZM107 90V89H106ZM161 90V89H160ZM202 90H204V89H202ZM209 90V89H208ZM261 90V89H260ZM19 91V90H18ZM85 91V90H84ZM93 92H94V89L92 90ZM99 91H100V89H99ZM109 91H112V90H109ZM108 90L105 92V93H111L112 94V92H109ZM125 91V90H124ZM169 91V90H168ZM176 91V90H175ZM195 90H193V92H194ZM206 91H207V89H206ZM235 92H236V90H234ZM242 91V90H241ZM13 92V91H12ZM34 92H35V89H34ZM60 92V91H59ZM65 92V91H64ZM89 92V91H88ZM101 92V91H100ZM104 92V91H103ZM114 92V91H113ZM121 92V91H120ZM180 92H181V90H180ZM224 92V91H223ZM258 92V91H257ZM30 93V92H29ZM28 93V94H29ZM33 93V92H32ZM40 93V92H39ZM58 93V92H57ZM62 93V92H61ZM80 93V92H79ZM91 93V92H90ZM95 93H96V91H95ZM94 93V94H95ZM116 93H117V91H116ZM116 93H114L115 95H116ZM127 93H129V92H127ZM134 94V92H131L130 94ZM162 93V92H161ZM173 93V92H172ZM202 93V92H201ZM205 93V92H204ZM221 93V92H220ZM234 92H232V94H233ZM242 93V92H241ZM2 94V93H1ZM23 94V93H22ZM51 94V93H50ZM55 94V93H54ZM63 94V93H62ZM67 94V93H66ZM89 94V93H88ZM93 94V93H92ZM132 94V95H133ZM166 94V93H165ZM198 94V93H197ZM203 94V93H202ZM215 94V93H214ZM213 94V95H214ZM218 94V93H217ZM24 95V94H23ZM59 95H61L60 93H59ZM58 95V96H59ZM78 95V94H77ZM81 95V94H80ZM90 95V94H89ZM103 95V94H102ZM106 94H104V96H105ZM110 95V94H109ZM129 95V94H128ZM138 95V94H137ZM204 95V94H203ZM207 95V94H206ZM212 95V94H211ZM216 95V94H215ZM231 95V94H230ZM246 95V94H245ZM257 95V94H256ZM263 95V94H262ZM29 96V95H28ZM35 96V95H34ZM50 96V95H49ZM65 96V95H64ZM72 96V95H71ZM94 96V95H93ZM92 96V97H93ZM100 96H101V94H100ZM104 96H102V97H104ZM123 96V95H122ZM125 96H127V95H125ZM175 96H177V94L175 95ZM178 96H179V94H178ZM200 96H201V94H200ZM209 96V95H208ZM236 96H238V95H236ZM29 97H31V95L29 96ZM46 97V96H45ZM53 97V96H52ZM55 97V96H54ZM63 97V96H62ZM65 97H67V96H65ZM69 97V96H68ZM76 97V96H75ZM91 97V98H92ZM96 97V96H95ZM113 97V96H112ZM115 97V96H114ZM113 97V98H114ZM134 97V96H133ZM140 97V96H139ZM138 97V98H139ZM197 97H198V95H197ZM196 96L194 97V98H197ZM220 97V96H219ZM245 97V96H244ZM247 97V96H246ZM250 97V96H249ZM57 98V97H56ZM60 98V97H59ZM88 98V97H87ZM106 98V97H105ZM107 98H110V96H108ZM106 98V99H107ZM117 98V97H116ZM115 98V99H116ZM121 98V97H120ZM137 98V97H136ZM147 98H149V97H147ZM164 98V97H163ZM200 97H198V99H199ZM63 99V98H62ZM68 99H72V101H73V96H72V98H68ZM89 99V98H88ZM87 99V100H88ZM103 99V98H102ZM101 99V100H102ZM112 99V98H111ZM110 99V100H111ZM130 99V98H129ZM140 99V98H139ZM139 99H136V100H139ZM32 100V99H31ZM49 100V99H48ZM64 100H65V98H64ZM74 100H76L77 101V99H74ZM84 100H85V97H84ZM84 100L82 101V102H84ZM96 100H98V99H96ZM134 100V99H133ZM146 100V99H145ZM172 100H173V97H172ZM205 100V99H204ZM251 100V99H250ZM18 101V100H17ZM36 101V100H35ZM46 101V100H45ZM56 101V100H55ZM68 101V100H67ZM75 101V102H76ZM79 101V100H78ZM90 101V100H89ZM88 101V102H89ZM93 101V100H92ZM112 101V100H111ZM188 101V100H187ZM246 101H247V99H246ZM34 102V101H33ZM42 102H44V101H42ZM57 102V101H56ZM66 102V101H65ZM69 102V101H68ZM103 103H105L104 101H102ZM118 102V101H117ZM116 102V103H117ZM121 102V101H120ZM119 102V103H120ZM133 102V101H132ZM173 102V101H172ZM179 102H180V100H179ZM0 103H2V102H0ZM3 103H5V101L3 102ZM13 103V102H12ZM21 103V102H20ZM27 103V102H26ZM38 103V102H37ZM37 103H35V105H37ZM71 103L72 102H70V106H71ZM86 103V102H85ZM94 103V102H93ZM107 103H108V101H107ZM139 103V102H138ZM147 103V102H146ZM6 104H8V102H6L5 103V106H6ZM11 103L9 102V106H11V105H15V104H11ZM43 104V103H42ZM72 104H74V103H72ZM84 104V103H83ZM96 104V103H95ZM94 104V105H95ZM106 104V103H105ZM112 104H114V103H112ZM153 104V103H152ZM165 104V103H164ZM173 104V103H172ZM180 104V103H179ZM247 104V103H246ZM30 105V104H29ZM44 105V104H43ZM50 105H51V103H50ZM62 105V104H61ZM65 105H68V103H66ZM87 105V104H86ZM109 105V104H108ZM139 105V104H138ZM142 105V104H141ZM146 106H147V104H145ZM243 105V104H242ZM8 106V105H7ZM17 106V105H16ZM46 106V105H45ZM48 106V105H47ZM89 107H91L90 105H88ZM88 106H86V107H88ZM98 106V105H97ZM114 106H116V104L114 105ZM171 106V105H170ZM22 107V106H21ZM44 107V106H43ZM54 107V106H53ZM63 107V106H62ZM80 107V106H79ZM81 107H82V105H81ZM85 107V106H84ZM100 107V106H99ZM106 107V106H105ZM112 107V106H111ZM1 108V107H0ZM9 108V107H8ZM12 108H13V106H12ZM11 108V109H12ZM17 108V107H16ZM15 108V109H16ZM24 108V107H23ZM39 108V107H38ZM45 108V107H44ZM68 108V107H67ZM70 108V107H69ZM72 108L73 107H71V109H69V110H72ZM75 108V107H74ZM134 108V107H133ZM142 108V107H141ZM171 108V107H170ZM242 108H243V106H242ZM5 109V108H4ZM17 109H19V108H17ZM42 110L41 111H43V108H41ZM76 109V108H75ZM87 110H88V108H86ZM94 109V108H93ZM108 109H109V107H108ZM237 109H238V107H237ZM236 109V110H237ZM9 110V109H8ZM7 110V111H8ZM29 110V109H28ZM35 110V109H34ZM68 110V109H67ZM100 110V109H99ZM106 109H104V111H105ZM230 110V109H229ZM235 110V109H234ZM0 111H1V109H0ZM11 111V110H10ZM15 111V110H14ZM13 111V114L16 112H14ZM19 111V110H18ZM36 111V110H35ZM39 111V110H38ZM59 111V110H58ZM62 111V110H61ZM60 111V112H61ZM89 111V110H88ZM147 111V110H146ZM150 111H151V109H150ZM160 111V110H159ZM242 111H244V110H242ZM9 112V111H8ZM7 112V113H8ZM23 112V111H22ZM57 112V111H56ZM76 112V111H75ZM99 112V111H98ZM112 112V111H111ZM124 112V111H123ZM228 112V111H227ZM6 113V112H5ZM6 113V114H7ZM32 113V112H31ZM30 113V114H31ZM73 113V112H72ZM77 113V112H76ZM82 113V112H81ZM171 113V112H170ZM241 113V112H240ZM8 114H10V113H8ZM7 114V115H8ZM12 114V115H13ZM71 114V113H70ZM78 114V113H77ZM100 114H106L107 115V113L105 112V113H100ZM109 114V113H108ZM129 114V113H128ZM132 114V113H131ZM152 114V113H151ZM168 114H169V112H168ZM234 114V113H233ZM38 115V114H37ZM59 115V114H58ZM67 115V114H66ZM80 115V114H79ZM95 115V114H94ZM98 115V114H97ZM96 115V116H97ZM105 115V116H106ZM113 115H115V114H113ZM112 115V116H113ZM143 116L141 117V119L143 120V117H144V114H142ZM150 114H148L147 116H149ZM241 115V114H240ZM17 116V115H16ZM22 116V115H21ZM21 116H19V117H21ZM24 116V115H23ZM61 116V115H60ZM75 116V115H74ZM78 116V115H77ZM81 116V115H80ZM84 116V115H83ZM105 116H102V118H104V120L106 121V119H105ZM110 116V115H109ZM128 116V115H127ZM171 116V115H170ZM212 116V115H211ZM243 116V115H242ZM258 116V115H257ZM25 117H28V116H25ZM24 117V118H25ZM46 117V116H45ZM64 117V116H63ZM66 117V116H65ZM68 117V116H67ZM70 117V116H69ZM76 117V116H75ZM86 117V116H85ZM133 117V116H132ZM176 117V116H175ZM247 117V116H246ZM1 118V117H0ZM22 118V117H21ZM35 118H37V117H35ZM54 118V117H53ZM60 118H62V117H60ZM77 118V117H76ZM108 118V117H107ZM116 118V117H115ZM145 118H146V116H145ZM147 118H149V117H147ZM173 118V117H172ZM214 118V117H213ZM238 118V117H237ZM31 119V118H30ZM33 119V118H32ZM41 119V118H40ZM40 119H39V121H40ZM87 119V118H86ZM97 119H98V117H97ZM101 119V118H100ZM110 119V118H109ZM34 120V119H33ZM38 120V119H37ZM59 119H57V121H58ZM111 120V119H110ZM113 120H114V118H113ZM146 120V119H145ZM145 120H143V121H145ZM190 120V119H189ZM218 120V119H217ZM258 120V119H257ZM28 121V120H27ZM42 121V120H41ZM44 121V120H43ZM46 121V120H45ZM76 121V120H75ZM78 121H80V120H78ZM81 121H85V118H84V120H81ZM112 121V120H111ZM147 121V120H146ZM146 121H145V123H146ZM148 121H150V119L148 120ZM213 121H214V119H213ZM235 121V120H234ZM260 121V120H259ZM5 122H7V121H5ZM34 122V121H33ZM47 122V121H46ZM51 122V121H50ZM63 122V121H62ZM71 122H73V121H71ZM120 122V121H119ZM153 122V121H152ZM156 122V121H155ZM237 122H239V121H237ZM245 122V121H244ZM8 123H10V121L8 122ZM36 123V122H35ZM42 123V122H41ZM61 123V122H60ZM69 123V122H68ZM74 124H75V122H73ZM77 123V122H76ZM99 123V122H98ZM97 123V124H98ZM101 123H103V122H101ZM101 123L100 124H98V125H101ZM106 123H108V122H106ZM113 123V125L115 124L114 122H112ZM141 123V122H140ZM151 123V122H150ZM201 123H204V122H201ZM11 124V123H10ZM25 124V123H24ZM23 124V125H24ZM32 124V123H31ZM44 124V123H43ZM42 124V125H43ZM51 124V123H50ZM53 124V123H52ZM64 124V123H63ZM110 124V123H109ZM137 124V123H136ZM142 124V123H141ZM149 124V123H148ZM155 124V123H154ZM208 124V123H207ZM257 124V123H256ZM28 125V124H27ZM26 125V126H27ZM30 125V124H29ZM41 125V124H40ZM105 125V127H106V124H104ZM103 125V126H104ZM108 125V124H107ZM150 125V124H149ZM153 125V124H152ZM203 125V124H202ZM201 125V126H202ZM206 125V124H205ZM209 125V124H208ZM21 126V125H20ZM44 126V125H43ZM54 126V125H53ZM58 126V125H57ZM65 126V125H64ZM68 126H70V125H68ZM80 126H83V123L81 122V125ZM86 126V125H85ZM84 126V127H85ZM92 126V125H91ZM103 126H101V128L103 127ZM147 126V125H146ZM145 125H144V127H146ZM151 126V125H150ZM257 126V125H256ZM11 127V126H10ZM28 127V126H27ZM30 127H31V125H30ZM42 127V126H41ZM60 127V126H59ZM58 127V128H59ZM65 127H67V126H65ZM70 127H73V125H71ZM88 127H90V126H88ZM94 127H97L96 125H94ZM104 127V128H105ZM108 127H110V125H108ZM113 127V126H112ZM143 127V128H144ZM169 127H170V125H169ZM174 127V126H173ZM185 127V126H184ZM198 127V126H197ZM234 127V126H233ZM246 127V126H245ZM260 127V126H259ZM8 128V127H7ZM11 128H13V127H11ZM32 128V127H31ZM35 127L33 126V131H35V129H34ZM50 128V127H49ZM57 128V129H58ZM93 128V127H92ZM92 128H91V130H92ZM100 128V129H101ZM114 128H116L115 126H114ZM113 128V129H114ZM134 128V127H133ZM141 128V127H140ZM148 130H149V128H151V127H146ZM153 128V127H152ZM194 128V127H193ZM217 128V127H216ZM224 128V127H223ZM223 128L221 129V130H223ZM22 129V128H21ZM42 129V128H41ZM40 129V131H42L43 130V132H44V129H42L41 130ZM57 129H55V130H57ZM63 129V128H62ZM65 129H67V128H65ZM71 129V128H70ZM76 129V128H75ZM83 129V128H82ZM85 129H86V131H87V128L85 127ZM99 129V128H98ZM107 129V128H106ZM116 129H118V128H116ZM127 129V128H126ZM126 129H124V130H126ZM131 129H132V127H131ZM172 129V128H171ZM170 129V130H171ZM257 129V128H256ZM255 129V130H256ZM1 130H2V126H1ZM13 130V129H12ZM31 130V129H30ZM47 130V129H46ZM88 130L90 131V128H88ZM94 130H95V128H94ZM111 130V129H110ZM115 130V129H114ZM114 130H112V131H114ZM122 130V129H121ZM146 130V129H145ZM152 130V129H151ZM218 130H219V127H218ZM258 130V129H257ZM10 131V130H9ZM16 131V130H15ZM61 131V130H60ZM66 131V130H65ZM75 131V130H74ZM106 131V130H105ZM109 131V130H108ZM117 130H115V132H116ZM118 131H120V130H118ZM118 131H117V133H118ZM135 131V130H134ZM144 131V130H143ZM224 131V130H223ZM261 134H264V129H259L258 130ZM5 132V131H4ZM24 132V131H23ZM22 132V133H23ZM37 132H38V130H37ZM36 132V133H37ZM67 132V131H66ZM72 132V131H71ZM77 132V131H76ZM93 132V131H92ZM111 132V131H110ZM146 132H148V131H146ZM151 132V131H150ZM157 132V131H156ZM190 132V131H189ZM201 132V131H200ZM7 133V132H6ZM12 133H14V132H12ZM26 133V132H25ZM33 133H35V132H32V134ZM79 133V132H78ZM77 133V134H78ZM80 133H81V131H80ZM128 133V132H127ZM126 133V134H127ZM131 133H132V131H131ZM138 133H139V130H138ZM153 132H151V134H152ZM175 133V132H174ZM193 133V132H192ZM217 133H220V132H217ZM229 133V132H228ZM233 133V132H232ZM16 134V133H15ZM29 134V133H28ZM39 134H40V132H39ZM38 134V135H39ZM43 134V133H42ZM51 134V133H50ZM59 134V133H58ZM86 134V133H85ZM95 137H96V135H98L97 136V138L99 137V136H101L102 137V135L104 134V130L103 129H101V130H97V132L95 131ZM109 134V133H108ZM111 134V133H110ZM125 134V133H124ZM137 134V133H136ZM140 134V133H139ZM138 134V135H139ZM143 134V133H142ZM156 134H158L159 135V133L157 132ZM155 134V135H156ZM168 134H170V133H168ZM197 134V133H196ZM202 134V133H201ZM200 134V135H201ZM221 134V133H220ZM226 134V133H225ZM230 134V133H229ZM17 135V134H16ZM19 135V134H18ZM22 135V134H21ZM44 135V134H43ZM46 135V134H45ZM44 135V136H45ZM52 135V134H51ZM62 135H63V133H62ZM70 135V134H69ZM68 135V136H69ZM81 135H82V133H81ZM83 135H84V133H83ZM141 135V134H140ZM146 135V134H145ZM145 135H143V136H145ZM148 135V134H147ZM150 135V134H149ZM167 135V134H166ZM172 135V134H171ZM213 135H214V133H213ZM30 136V135H29ZM32 136H34L35 137V135L33 134ZM37 136V135H36ZM47 136V135H46ZM54 136V135H53ZM65 136H67V135H65ZM64 136V137H65ZM67 136V137H68ZM79 136V135H78ZM93 136V135H92ZM114 136V135H113ZM126 136H128V135H126ZM131 136H132V134H131ZM164 136V135H163ZM170 136V135H169ZM191 136V135H190ZM197 135H195L194 137H196ZM206 136H208V135H206ZM211 136V135H210ZM218 136V135H217ZM221 136V135H220ZM225 135H223V137H224ZM233 136V135H232ZM6 137H8L7 135H6ZM23 137V136H22ZM22 137H18L17 138V141H16V144L18 145V146H20L26 153H28L30 156H34V157H36V159L37 158H39L40 160H43L44 162L46 161H48L49 162V160H47V157H45V156H47V154L45 155L44 153H43V151H41L40 149H38V147H37V145H36V147L35 146H33L32 144L35 142V140H30L29 139V137L27 138V139H23ZM48 137V136H47ZM47 137H46V139H47ZM58 137H61V136H58ZM57 137V138H58ZM76 137V136H75ZM81 137V136H80ZM82 137H84L85 138V136H82ZM114 137H116V136H114ZM152 137V140H153V137H154V135L153 136H151ZM193 137V138H194ZM213 137V136H212ZM212 137H210V139L212 138ZM226 137V136H225ZM224 137V138H225ZM228 137H229V135H228ZM230 137H231V135H230ZM13 138V137H12ZM30 138H31V136H30ZM33 138V137H32ZM31 138V139H32ZM36 139H37V142L38 141H40V138L39 137H35ZM51 138V137H50ZM66 138V137H65ZM69 138V137H68ZM91 138V137H90ZM94 138V137H93ZM100 138V137H99ZM103 138V137H102ZM145 138V137H144ZM143 138V139H144ZM155 138L156 137H154V140H155ZM162 138V137H161ZM203 138V137H202ZM202 138H200V139H202ZM204 138H205V136H204ZM214 138V137H213ZM219 138H221V137H219ZM227 138V137H226ZM234 138V137H233ZM236 138V137H235ZM244 138V137H243ZM60 139V138H59ZM63 139V138H62ZM78 138H74V140L76 141ZM79 139H81V138H79ZM77 140V141H79V143H80V140ZM83 139V138H82ZM81 139V140H82ZM104 139H106V141H107V138H104ZM103 139V140H104ZM111 140L113 139V138H110ZM141 139V138H140ZM146 139V138H145ZM158 139V138H157ZM157 139H156V141H157ZM172 139V138H171ZM185 139V138H184ZM197 139H199V138H197ZM206 139V138H205ZM209 139V140H210ZM216 139V138H215ZM236 139H238L239 140V138H236ZM241 139V138H240ZM53 140V139H52ZM57 140V139H56ZM64 140H66V139H64ZM85 140V139H84ZM84 140H82V141H84ZM93 140V139H92ZM91 140V141H92ZM94 140H95V138H94ZM97 140V139H96ZM111 140H109L110 142H112ZM128 140V139H127ZM126 140V142H128V144L130 145V142L129 141H127ZM131 140V139H130ZM186 140V139H185ZM202 140H204V139H202ZM219 140H221V139H219ZM224 139L222 138V141H223ZM229 140H231V139H229ZM8 141V140H7ZM12 141V140H11ZM77 141H76V143H77ZM108 141V142H109ZM117 141V140H116ZM122 141V140H121ZM125 141V140H124ZM138 141V140H137ZM144 141V140H143ZM142 141V142H143ZM148 141H150V139L148 140ZM167 141V140H166ZM172 141V140H171ZM197 141V140H196ZM206 141V140H205ZM204 141V142H205ZM232 141V140H231ZM14 142V141H13ZM30 142H32V144H30ZM43 142V141H42ZM66 142V141H65ZM94 143H95V141H93ZM109 142V143H110ZM115 142V141H114ZM125 142V144H127ZM141 142V143H142ZM146 142H147V140H146ZM158 142H159V140H158ZM207 142V141H206ZM235 142V141H234ZM256 142V141H255ZM254 142V143H255ZM12 143V142H11ZM15 143V142H14ZM48 143H50V141L48 142ZM52 143V142H51ZM69 143V142H68ZM78 143V144H79ZM104 143V142H103ZM108 143V144H109ZM116 143V142H115ZM115 143H113V144H115ZM138 143V142H137ZM220 143V142H219ZM219 143H218V145H219ZM9 144V143H8ZM36 144V143H35ZM43 144H45V143H43ZM101 144H102V142H101ZM107 144V143H106ZM108 144H107V146H108ZM111 144V143H110ZM113 144H111V145H113ZM125 144L123 143V145H124V147H125ZM131 144H132V142H131ZM153 144V143H152ZM156 144V143H155ZM154 144V145H155ZM234 144V143H233ZM14 145V144H13ZM39 145V144H38ZM42 145V144H41ZM82 145H84V144H82L81 143V146ZM103 145V144H102ZM111 145H109V146H111ZM119 145V144H118ZM117 145V146H118ZM122 145V144H121ZM120 145V146H121ZM133 145H136V144H133ZM165 145V144H164ZM205 145V144H204ZM203 145V146H204ZM215 145V144H214ZM217 145V144H216ZM218 145H217V147H218ZM220 145H221V143H220ZM242 145V144H241ZM71 146H73V145H71ZM77 146V145H76ZM79 147H80V145H78ZM90 146V145H89ZM93 146V145H92ZM95 146H96V144H95ZM99 146V145H98ZM116 145H114V147H115ZM119 146V147H120ZM130 146H132V145H130ZM161 146V145H160ZM213 146V144H211V147ZM238 146V145H237ZM258 146V145H257ZM45 147V146H44ZM43 147V148H44ZM48 147V146H47ZM50 147V146H49ZM75 147V146H74ZM112 147V146H111ZM124 147L122 148L123 150H121L122 151V154L123 155H126V154H129V151L131 150V148H130V150L128 151V149L129 148H127L128 147V145L125 147V149L127 148V150H124ZM138 147V146H137ZM153 147V146H152ZM156 147H158V145L156 146ZM200 147V146H199ZM206 147H207V145H206ZM215 147V146H214ZM213 147V148H214ZM240 147V146H239ZM242 147V146H241ZM244 147V146H243ZM261 148H262V146H260ZM40 148V147H39ZM70 148V147H69ZM68 148V149H69ZM84 148V147H83ZM89 148V147H88ZM100 148V147H99ZM108 148V147H107ZM110 148V147H109ZM117 148V147H116ZM132 148H134V147H132ZM205 148V147H204ZM203 148V149H204ZM210 148V147H209ZM219 148H221L220 146H219ZM218 148V149H219ZM224 148H226V147H224ZM224 148H222V149H224ZM87 149V148H86ZM92 149V148H91ZM96 149V148H95ZM114 149V148H113ZM112 149V150H113ZM161 149V148H160ZM212 149V148H211ZM217 149V148H216ZM216 149H214V150H216ZM80 150H81V148H80ZM97 150H98V148H97ZM111 150V151H112ZM114 150H116V149H114ZM118 150V149H117ZM145 150V149H144ZM158 150V149H157ZM200 150V149H199ZM226 151H227V149H225ZM230 150H231V148H230ZM235 150H236V147H235ZM240 150V149H239ZM48 151V150H47ZM52 151V150H51ZM50 151V152H51ZM71 151H73V149L71 148ZM75 151V150H74ZM78 151V150H77ZM77 151H75V152H77ZM93 151V150H92ZM96 151V150H95ZM143 151V150H142ZM150 151V150H149ZM149 151H147V152H149ZM156 151V150H155ZM159 151V150H158ZM157 151V152H158ZM221 151V150H220ZM229 151V150H228ZM70 152V151H69ZM75 152H73V153H75ZM117 152V151H116ZM151 152V151H150ZM152 152H154V151H152ZM151 152V153H152ZM157 152H155V153H157ZM200 152V151H199ZM212 152H213V150H212ZM81 153V152H80ZM83 153V152H82ZM119 153H121L120 152V150H119ZM140 153V152H139ZM142 153V152H141ZM146 153V152H145ZM158 153H160V152H158ZM207 153H210L209 151H207ZM229 153V152H228ZM251 153V152H250ZM51 154V153H50ZM55 154V153H54ZM93 153H91V155H92ZM95 154V153H94ZM93 154V155H94ZM211 154V153H210ZM210 154H209V156H210ZM213 154V153H212ZM221 154V153H220ZM252 154V153H251ZM76 155V154H75ZM90 155V156H91ZM96 155H99V154H96ZM95 155V156H96ZM102 155V154H101ZM142 155V154H141ZM144 155V154H143ZM152 155V154H151ZM196 155V154H195ZM87 156V155H86ZM133 156V155H132ZM137 156H138V154H137ZM215 156V155H214ZM220 156V155H219ZM225 156H226V154H225ZM241 156V155H240ZM102 157V156H101ZM103 157H104V155H103ZM142 157H144V158H147V157H145V156H142ZM149 157V156H148ZM163 157V156H162ZM206 157H207V155H206ZM249 157V156H248ZM27 158V157H26ZM93 158H96V157H94L93 156ZM98 158V157H97ZM96 158V159H97ZM121 158V157H120ZM123 158H126V157H123ZM194 158V157H193ZM208 158V157H207ZM211 159H212V157H210ZM255 158V157H254ZM77 159V158H76ZM86 159H87V157H86ZM95 159V160H96ZM107 159V158H106ZM113 159H116V158H113ZM119 159V158H118ZM122 159V158H121ZM127 159V158H126ZM140 159H141V157H140ZM101 160V159H100ZM100 160H98V161H100ZM125 160V159H124ZM129 160V159H128ZM142 160V159H141ZM152 160V159H151ZM151 160L150 161H146L147 163L148 162H151ZM194 160V159H193ZM197 160V159H196ZM195 160V161H196ZM201 160V159H200ZM206 160V159H205ZM208 160V159H207ZM249 160V159H248ZM38 161V160H37ZM80 161V160H79ZM85 161V160H84ZM117 161V160H116ZM210 161V160H209ZM75 162V161H74ZM90 162V161H89ZM102 162V161H101ZM113 162V161H112ZM111 162V163H112ZM121 162V161H120ZM123 162V161H122ZM131 162V161H130ZM250 162V161H249ZM248 162V163H249ZM55 163V162H54ZM84 163V162H83ZM99 163V162H98ZM110 163V164H111ZM114 163H116V162H114ZM113 163V164H114ZM146 163V164H147ZM181 163V162H180ZM247 163V164H248ZM57 164V163H56ZM81 164V163H80ZM84 164H86V163H84ZM102 164V163H101ZM118 164V163H117ZM139 164V163H138ZM191 164V163H190ZM230 164V163H229ZM228 164V165H229ZM255 164V163H254ZM50 165V164H49ZM83 165V164H82ZM88 165V164H87ZM122 165H123V163H122ZM141 165V164H140ZM140 165H138V166H140ZM147 165H149V164H147ZM157 165V164H156ZM198 165H200V164H198ZM264 165V164H263ZM59 166L60 165H58V168H59ZM64 166V165H63ZM69 166V165H68ZM79 166V165H78ZM112 166V165H111ZM115 166V165H114ZM123 166H125L126 167V165L124 164ZM130 166H132L131 164H130ZM144 166V165H143ZM150 166V165H149ZM194 166V165H193ZM201 166V165H200ZM205 166V165H204ZM241 166V165H240ZM96 167H97V165H96ZM100 167V166H99ZM122 167V166H121ZM177 167H178V165H177ZM53 168V167H52ZM56 168V167H55ZM67 168V167H66ZM65 168V169H66ZM69 168V167H68ZM80 168V167H79ZM82 168V167H81ZM84 168V167H83ZM109 168H111V167H109ZM133 167H131V169H132ZM140 168V167H139ZM143 168V167H142ZM190 168H192V167H190ZM209 168V167H208ZM85 169V168H84ZM98 169V168H97ZM113 169V168H112ZM121 169V168H120ZM123 169H124V167H123ZM126 169V168H125ZM144 169H145V167H144ZM143 169V170H144ZM167 169V168H166ZM177 169H179V168H177ZM193 169V168H192ZM200 169H201V167H200ZM105 170V169H104ZM104 170H103V172H104ZM110 170V169H109ZM136 170H137V168H136ZM142 170V171H143ZM173 170V169H172ZM180 170V169H179ZM198 170V169H197ZM211 170V169H210ZM82 171H84V170H82ZM89 171V170H88ZM118 171V170H117ZM132 171V170H131ZM167 170H165V172H166ZM175 171H177L178 172V170H175ZM201 171V170H200ZM73 172V171H72ZM75 173H76V171H74ZM73 172V173H74ZM86 172V171H85ZM108 172V171H107ZM113 172V171H112ZM120 172V171H119ZM137 172V171H136ZM151 172V171H150ZM163 172V171H162ZM170 172V171H169ZM79 173V172H78ZM84 173V172H83ZM123 173H124V171H123ZM122 173V174H123ZM128 173V172H127ZM130 173V172H129ZM135 173V172H134ZM142 173V172H141ZM168 173V172H167ZM176 173V172H175ZM175 173H174V175H175ZM1 174H3V173H1ZM93 174V173H92ZM151 174V173H150ZM166 174V173H165ZM195 174V173H194ZM97 175V174H96ZM106 175H108V174H106ZM111 175V174H110ZM109 175V176H110ZM120 175V174H119ZM161 175H163L162 173L159 175V176H161ZM169 175V174H168ZM189 175H190V173H189ZM105 176V175H104ZM133 176V175H132ZM158 176V175H157ZM191 176H193L192 174L190 175V177ZM199 176H201V175H199ZM198 176V177H199ZM106 177V176H105ZM120 177V176H119ZM139 177V176H138ZM196 177V176H195ZM195 177H193V179L195 178ZM132 178H134V177H132ZM192 178V177H191ZM118 179V178H117ZM159 179H160V177H159ZM128 180V179H127ZM191 180V179H190ZM109 181H111V180H109ZM133 181V180H132ZM175 181V180H174ZM187 181H188V178H187ZM193 181V180H192ZM251 181V180H250ZM1 182V181H0ZM161 182V181H160ZM186 182V181H185ZM189 182V181H188ZM187 182V183H188ZM191 182V181H190ZM4 183V182H3ZM10 183V182H9ZM180 183V182H179ZM194 183V182H193ZM192 183V184H193ZM2 184V183H1ZM169 184V183H168ZM10 185V184H9ZM12 185V184H11ZM10 185V186H11ZM133 185V184H132ZM158 185V184H157ZM171 185V184H170ZM175 185V184H174ZM172 186V185H171ZM178 186V185H177ZM185 186H187V185H185ZM6 187V186H5ZM13 188H14V185L12 186ZM150 187V186H149ZM156 187V186H155ZM122 188V187H121ZM159 188V187H158ZM173 188V187H172ZM190 188V187H189ZM204 188V187H203ZM123 189V188H122ZM166 189V188H165ZM177 190V189H176ZM184 190V189H183ZM199 190V189H198ZM244 190V189H243ZM4 191H5V189H3L2 187H0V264H171L172 262H170V263H168V262H165L166 261V258H171V256L174 258H178V260L179 259H181V262H179V263H177V261L176 262H174V264H263L259 259V257L257 256V258H259V259H257L256 258V255L258 254V252H257V254H252L251 252L252 251H243V250H241L240 248H239V245H238V241L236 242V241H232L233 239L231 238V241H232V243H225L224 241H223V237H222V235H221V239H219V234H221V233H219L218 234V236H216V234L215 233H212V232H208V231H204V230H206L205 228H207L208 226L209 227H212L215 231H218V229H220L221 230V227H222V231H226L225 230V228H226V226L224 227L223 226V224L225 223V225H229L228 227H231L232 228V230H233V227L232 226H230L231 224H229V221H225L223 224H222V221L224 220V219H222V218H220L219 217V219H220V222H218V225H214V223L213 222H210V218H211V220L212 219H216V218H218V217H215L214 216V213H213V210L212 211H209V210H207L206 208H204L203 206H201L200 205V210L199 211H197V214H196V216L194 217V218H190V219H188V225L190 226V228H192V232L191 231H188V229H187V231H184V233L183 234H178V235H176V236H174L173 235V233H172V235H168V237L167 238H165V239H162V244L161 245H159V243H160V241H159V239L161 238L160 237V233L157 231V230H150V229H147V228H145V226L142 224V223H140L139 225H138V227H137V229L135 230V232L132 234L133 236H130L129 235V233H128V230H127V227H124L123 226V221H122V219H120V217H118V218H115V219H113L111 216H108V214H107V212H106V210H105V208L103 207V208H100V209H98V210H96V211H90L89 209H87L88 208V206H89V204L88 203H86L85 205H83L82 204V206H80L79 207V212H78V214L76 215L77 216V218L75 217V215H74V213H70L69 212V214H64V215H62L61 216V218H62V222L60 221V220H57V215L56 214H58V212H56V210H54V206L52 207V202L54 201V199L52 198L51 199V201H49V203H48V206H47V212H48V214H49V216H50V218L48 217V220L46 219V220H44L42 217H41V213H40V210H41V206H43V205H45V204H43L42 203V200H38V198L37 197H35V198H29L28 200H26V202H24V201H20L19 202V200H18V202H16L17 200H16V198L15 197H12V196H7L5 193H4ZM11 191V190H10ZM133 191V190H132ZM175 191V190H174ZM192 191V190H191ZM7 192V191H6ZM124 192V191H123ZM125 192H127V191H125ZM231 192V191H230ZM12 193V192H11ZM71 193V192H70ZM147 193V192H146ZM168 193H169V191H168ZM185 193V192H184ZM187 193V192H186ZM200 193V192H199ZM198 193V194H199ZM129 194V193H128ZM70 195H72V194H70ZM187 195V194H186ZM191 195V194H190ZM194 195V194H193ZM202 195V194H201ZM69 196V195H68ZM126 197V196H125ZM177 197V196H176ZM234 197V196H233ZM123 198V197H122ZM139 198V197H138ZM41 199V198H40ZM131 199H133V197L131 198ZM140 199V198H139ZM138 199V200H139ZM162 199V198H161ZM201 199V201H202V197L200 198ZM71 200V199H70ZM127 200V199H126ZM151 200V199H150ZM163 200V199H162ZM207 200V198L205 199V201ZM208 200H210V199H208ZM207 200V201H208ZM213 200V199H212ZM130 201V199L128 200V202ZM134 201V200H133ZM177 201V200H176ZM179 201V200H178ZM171 202V201H170ZM174 202V201H173ZM194 202V201H193ZM198 202V201H197ZM200 202V201H199ZM211 202V201H210ZM19 203V204H18ZM134 203H136V202H134ZM205 203V202H204ZM142 204V203H141ZM148 204V203H147ZM171 204V203H170ZM176 204V203H175ZM181 204V203H180ZM198 204H201V203H198ZM203 204V203H202ZM218 204V203H217ZM168 205V204H167ZM195 205H197V203L195 204ZM262 205V204H261ZM78 206V205H77ZM145 206V205H144ZM173 206H175L174 204H173ZM177 206V205H176ZM175 206V207H176ZM198 206V205H197ZM207 206V205H206ZM215 207H216V205H214ZM255 206V205H254ZM254 206H252V207H254ZM87 207V208H86ZM133 207V206H132ZM174 207V208H175ZM195 207V206H194ZM211 207V206H210ZM66 208V207H65ZM156 208V207H155ZM173 208V207H172ZM197 208V207H196ZM195 208V209H196ZM204 208V209H203ZM230 208V207H229ZM236 208V207H235ZM240 208V207H239ZM125 209V208H124ZM141 209V208H140ZM144 209V208H143ZM142 209V210H143ZM153 209V208H152ZM177 209H179V207L177 208ZM199 209V208H198ZM213 209H214V207H213ZM241 209V208H240ZM145 210V209H144ZM143 210V211H144ZM155 210V209H154ZM197 210V209H196ZM195 210V211H196ZM237 210V209H236ZM257 210V209H256ZM156 211V210H155ZM176 211V210H175ZM181 211V210H180ZM184 211V210H183ZM151 212H153V210L151 211ZM158 212V211H157ZM165 212V211H164ZM176 212H178V211H176ZM175 212V213H176ZM191 212V211H190ZM194 212V211H193ZM192 212V213H193ZM246 212V211H245ZM141 213V212H140ZM156 213V212H155ZM184 213V212H183ZM256 213V212H255ZM143 214V213H142ZM157 214V213H156ZM169 214V213H168ZM186 214H188V213H186ZM190 214V213H189ZM44 215V214H43ZM47 215V214H46ZM158 215V214H157ZM181 215V214H180ZM262 215V214H261ZM159 216V215H158ZM183 216H184V214H183ZM232 216V215H231ZM239 216V215H238ZM79 217V218H78ZM176 217H177V215H176ZM179 217H181V216H179ZM178 217V218H179ZM187 217V216H186ZM241 217H243V215L241 216ZM250 217V216H249ZM60 218V217H59ZM230 218V217H229ZM236 218V217H235ZM70 219L72 220V221H74L73 222V226L71 225V223L72 222H70ZM180 219V218H179ZM250 219H252V218H250ZM64 220H65V224H64ZM68 220H69V222H68ZM125 220V219H124ZM183 220V219H182ZM249 220V219H248ZM219 221V220H218ZM127 222V221H126ZM148 222V221H147ZM260 222V221H259ZM163 223H164V221H163ZM169 223V222H168ZM177 223V218H174L173 217V220L171 221V225H173V224H176ZM260 223H264V222H260ZM204 224V225H203ZM237 224H238V222H237ZM240 224V223H239ZM171 225H169V226H171ZM241 225V224H240ZM239 225V226H240ZM149 226V225H148ZM166 226H168V225H166ZM215 226V227H214ZM237 226V225H236ZM239 226H238V228H239ZM163 227V226H162ZM227 227V228H228ZM152 228V227H151ZM165 228V227H164ZM167 228V227H166ZM243 228H244V226H243ZM249 227H247V229H248ZM255 228V227H254ZM210 229V228H209ZM235 229H237V228H235ZM241 229V228H240ZM231 230V229H230ZM230 230H227L228 232L230 231ZM231 230V231H232ZM250 230H252V229H250ZM176 231V230H175ZM211 231H212V229H211ZM214 231V232H215ZM230 231V232H231ZM242 231H245V230H242ZM256 231V230H255ZM254 231V232H255ZM182 232V231H181ZM195 232V233H194ZM205 232H207V233H205ZM235 232V231H234ZM248 232V231H247ZM251 232V231H250ZM260 232V231H259ZM205 233V234H204ZM231 233H233V232H231ZM236 233V232H235ZM243 233V232H242ZM229 234V233H228ZM239 234V233H238ZM244 234V233H243ZM252 234H254L253 232H252ZM224 235H226V236H224V237H227V234L225 233ZM251 235V234H250ZM249 235V236H250ZM228 236H230V235H228ZM234 236V235H233ZM240 236V235H239ZM238 236V237H239ZM243 236V235H242ZM252 236H254V235H251V237ZM160 237V238H159ZM232 237V236H231ZM244 237H246V234L244 235ZM243 237V238H244ZM213 238V239H212ZM229 238L230 237H228L227 239H225V240H228V241H230L229 240ZM236 238V237H235ZM240 238H242V237H240ZM250 238V237H249ZM214 240V243H211L212 241H209V240ZM239 239V238H238ZM237 240V239H236ZM242 240V239H241ZM240 240V241H241ZM227 241V242H228ZM245 241H247V240H245ZM249 241H250V239H249ZM107 243V244H106ZM245 244V243H244ZM247 244V243H246ZM260 244V243H259ZM213 245H215V247L213 248L212 246ZM139 247H141L142 249H139ZM242 247V246H241ZM243 247H245V246H243ZM248 248V247H247ZM250 248V247H249ZM248 248V249H249ZM141 250V251H140ZM261 252H262V250H261ZM260 254V253H259ZM261 255V254H260ZM259 255V256H260ZM242 256L244 257V258H242ZM173 260H175V259H173Z\"/></svg>",
  "mask_w": 264,
  "mask_h": 264
}]
</instances>
